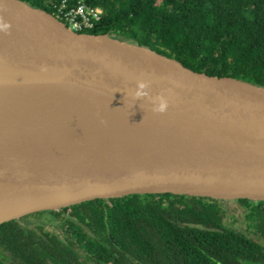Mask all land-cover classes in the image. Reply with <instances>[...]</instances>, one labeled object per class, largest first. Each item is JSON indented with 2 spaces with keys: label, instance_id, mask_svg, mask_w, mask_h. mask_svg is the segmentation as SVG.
<instances>
[{
  "label": "water",
  "instance_id": "water-1",
  "mask_svg": "<svg viewBox=\"0 0 264 264\" xmlns=\"http://www.w3.org/2000/svg\"><path fill=\"white\" fill-rule=\"evenodd\" d=\"M39 85L84 117L38 107ZM145 193L264 201V87L0 0V224Z\"/></svg>",
  "mask_w": 264,
  "mask_h": 264
},
{
  "label": "trees",
  "instance_id": "trees-1",
  "mask_svg": "<svg viewBox=\"0 0 264 264\" xmlns=\"http://www.w3.org/2000/svg\"><path fill=\"white\" fill-rule=\"evenodd\" d=\"M22 1L56 14L55 0ZM86 3L103 15L82 33L116 36L194 71L264 87V0ZM229 216L244 229L225 223ZM48 218L58 229L46 226ZM0 252L7 258L0 254V264H264V201L173 193L94 199L1 223Z\"/></svg>",
  "mask_w": 264,
  "mask_h": 264
},
{
  "label": "built area",
  "instance_id": "built-area-1",
  "mask_svg": "<svg viewBox=\"0 0 264 264\" xmlns=\"http://www.w3.org/2000/svg\"><path fill=\"white\" fill-rule=\"evenodd\" d=\"M55 16L77 32L91 30L101 21L103 10L86 3V0L53 1Z\"/></svg>",
  "mask_w": 264,
  "mask_h": 264
},
{
  "label": "bare ground",
  "instance_id": "bare-ground-1",
  "mask_svg": "<svg viewBox=\"0 0 264 264\" xmlns=\"http://www.w3.org/2000/svg\"><path fill=\"white\" fill-rule=\"evenodd\" d=\"M35 92H37L36 100L38 103L36 102V105L38 107H44L53 111H56L59 108L66 109L68 113L67 115L69 116L77 117L79 119L84 117V114L81 111L80 102L70 92L52 85L36 86Z\"/></svg>",
  "mask_w": 264,
  "mask_h": 264
},
{
  "label": "rangeland",
  "instance_id": "rangeland-1",
  "mask_svg": "<svg viewBox=\"0 0 264 264\" xmlns=\"http://www.w3.org/2000/svg\"><path fill=\"white\" fill-rule=\"evenodd\" d=\"M117 38H119V37H117ZM119 39H121V38H119ZM229 206L232 207V208H239L238 204H237L235 201H231V202L229 203ZM223 221H224L225 223H228V222H232V221H233L232 226H234V227L237 228L238 230H243L244 227H245L244 224H241V223H239V222H235V221L233 220V217H230V216L227 217V218H225ZM30 223L32 224L33 221L31 220ZM44 223L46 224V226H48V227H50V228H52V229H58V227H57V223H56V221H55L54 219L48 218V219L44 220ZM251 235H252V234H251ZM259 241H262V240L259 239ZM262 242H263V241H262ZM0 254L2 255V257H3L4 259L7 260L6 255H3L1 252H0Z\"/></svg>",
  "mask_w": 264,
  "mask_h": 264
},
{
  "label": "clouds",
  "instance_id": "clouds-1",
  "mask_svg": "<svg viewBox=\"0 0 264 264\" xmlns=\"http://www.w3.org/2000/svg\"><path fill=\"white\" fill-rule=\"evenodd\" d=\"M2 27H5L6 28L7 25L6 24L5 25H2ZM144 89H146V84L143 83V82H139L138 85H137L136 91L132 94L133 97L134 98H140V97H146V96H148V92L146 90H144ZM142 90H144V91H142ZM164 107H165L164 103L161 102L159 104L157 110L158 111H163L164 110Z\"/></svg>",
  "mask_w": 264,
  "mask_h": 264
}]
</instances>
